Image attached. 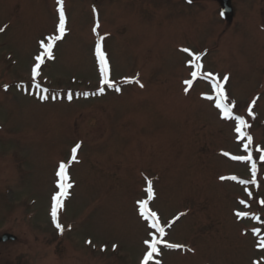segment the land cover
I'll use <instances>...</instances> for the list:
<instances>
[{
    "label": "rangeland",
    "instance_id": "374dc122",
    "mask_svg": "<svg viewBox=\"0 0 264 264\" xmlns=\"http://www.w3.org/2000/svg\"><path fill=\"white\" fill-rule=\"evenodd\" d=\"M42 1L0 0V28L8 26L0 32V228L10 225L19 237L0 245V264H139L147 225L138 222L134 204L147 196L145 177L153 182L149 207L159 214L164 239L186 247L158 245L163 264H252L264 255L256 252L252 225L236 222L233 214L240 187L218 181L231 172L245 176L231 156L247 152L237 149L232 125L199 99L208 92L202 82L182 92L188 59L177 51L207 50L206 70L229 77L236 112L255 98V118H247L264 151V0H234L230 27L213 0H194L193 6L184 0H97L99 32L115 77L138 71L144 88L132 85L119 95L70 104L39 103L11 86L4 89L32 77L34 55L40 53L36 39L52 32L53 3L46 0L45 8ZM93 1L66 0L71 34L58 44L55 61L46 58L40 68L47 69L43 75L54 88L96 87L89 32L94 17L87 7ZM77 143L78 162L67 170L72 187L62 210L66 233L57 237L46 216L53 171ZM5 186L11 195L1 196ZM11 203L18 206L9 213L19 217L14 224L2 219ZM30 211L33 223L21 222ZM259 212L264 226V206ZM30 236L37 238L35 253L29 252ZM44 238L48 245L41 250Z\"/></svg>",
    "mask_w": 264,
    "mask_h": 264
},
{
    "label": "snow or ice",
    "instance_id": "6c2138e0",
    "mask_svg": "<svg viewBox=\"0 0 264 264\" xmlns=\"http://www.w3.org/2000/svg\"><path fill=\"white\" fill-rule=\"evenodd\" d=\"M58 5V12H59V22L56 25V32L58 34L47 36L41 41H39L40 46V53L34 57V65L32 67V81L35 85V87L39 88L40 85L36 83V78L40 74L39 69L41 68V65L44 63L45 59H53L52 50L54 47V44L56 41H59L63 38L65 34V24H66V17L65 12L63 9V0H57ZM95 12L96 10L93 9ZM6 27V26H5ZM97 27L99 25L97 24L96 27L93 28V32H96ZM4 28H0V32L4 31ZM105 39L104 36H100L97 34L96 42H95V56L97 59V63L99 66V74H100V84L101 87L98 89L100 93L104 92V85H107L109 88H112L113 82L109 79V72H110V66L107 58L106 52L102 48V41ZM47 41V42H45ZM181 51L188 53L192 59L188 61L190 65H192L195 70L192 71L191 76L193 79H189L184 81L185 85H192L193 80L198 76L201 75L200 69L202 68V65L199 63L201 59V54L192 53L189 49L184 48L181 49ZM205 79L210 80L211 84V90L215 94V107L219 109V113L222 116V118L226 120H233L235 121V133L237 134V139L242 141L243 149L247 152V155H233L231 156V159L234 161H244V162H251L250 163V170L252 173V179L249 180H243L239 179V183L241 185H247L249 183L255 184L256 183V172H257V163L253 160V154L251 149L252 144V137L251 135H248L246 133V129L250 127V125L245 120L244 116L242 115H235L234 114V108H235V101H229L228 94L225 89V83L228 81L229 77L225 75L222 80L218 79L217 77L213 76L211 73L203 74ZM125 83H136L139 84L140 87H143V84H140L139 79H129L125 78ZM8 85H4V89L7 90ZM119 91V89H116ZM189 88L185 87L184 91L188 92ZM44 92H47V89H43ZM87 95V93H85ZM45 96H41V99H45ZM208 100H212L213 96L208 95L205 97ZM69 99L71 97L69 96ZM255 104V98L251 104L248 106L247 114L248 116H251L255 118L253 113V105ZM247 136L246 142H243V138ZM81 147L80 143H77L72 149H71V155L67 162L61 161L59 163L58 169L56 171V176L58 177L57 180V187L59 191L55 192L51 197V219L55 227L63 231V228L60 223L57 222V213L58 210L63 207V200L64 198L69 194L68 190L72 187V184L70 182V177L68 175V168L70 165H72L74 162H78L77 159V151ZM257 152H260L259 159L261 161H264V151H262L259 146H257ZM224 156H229L230 154L227 152L222 153ZM220 179H229L232 181L238 180V177L236 176H230V177H221ZM146 180V188L145 192L147 194L145 199H141L137 201L138 205V212L139 216L147 222V232L146 237L143 240V244L146 246V251L143 255V260L141 264H149V261L152 260L154 254H159L160 249L158 248V245H163L165 248L168 249H178L183 248V245L179 244H173L169 243L167 240L164 239L166 232L165 227L161 225L159 222V217L157 212L151 210L149 207V204L151 201H153L155 197L154 189L152 186V180L148 177H145ZM245 191L247 192L248 189L245 188ZM249 196L252 194L249 192ZM241 204H244L245 201L241 200ZM261 204H264V200L260 201ZM183 215V213H181ZM248 213L244 212H237V217H245ZM178 218V217H177ZM253 219L259 220L260 218L258 216H253ZM171 221L169 222V227L171 226ZM260 231V229H252L253 234H256ZM90 243V241L88 242ZM259 247H264V238H261ZM116 245H113V249L115 250ZM103 250V247L102 249ZM188 251H192L191 249H188ZM155 264H160V261L157 260ZM255 264V262H254Z\"/></svg>",
    "mask_w": 264,
    "mask_h": 264
},
{
    "label": "bare ground",
    "instance_id": "6f19581e",
    "mask_svg": "<svg viewBox=\"0 0 264 264\" xmlns=\"http://www.w3.org/2000/svg\"><path fill=\"white\" fill-rule=\"evenodd\" d=\"M64 40V39H63Z\"/></svg>",
    "mask_w": 264,
    "mask_h": 264
}]
</instances>
